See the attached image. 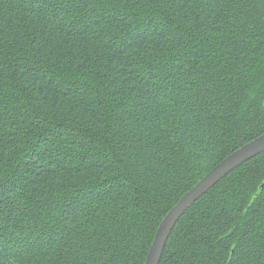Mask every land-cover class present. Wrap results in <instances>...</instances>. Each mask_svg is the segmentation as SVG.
I'll list each match as a JSON object with an SVG mask.
<instances>
[{"label":"trees","instance_id":"1","mask_svg":"<svg viewBox=\"0 0 264 264\" xmlns=\"http://www.w3.org/2000/svg\"><path fill=\"white\" fill-rule=\"evenodd\" d=\"M264 132V0H0V264H144L179 198ZM264 152L160 264H264Z\"/></svg>","mask_w":264,"mask_h":264},{"label":"water","instance_id":"2","mask_svg":"<svg viewBox=\"0 0 264 264\" xmlns=\"http://www.w3.org/2000/svg\"><path fill=\"white\" fill-rule=\"evenodd\" d=\"M262 152H264V132L225 156L187 190L161 220L144 264H160L167 240L184 212L223 177Z\"/></svg>","mask_w":264,"mask_h":264}]
</instances>
